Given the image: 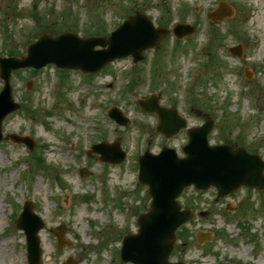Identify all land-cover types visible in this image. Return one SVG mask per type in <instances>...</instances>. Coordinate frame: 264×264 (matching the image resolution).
<instances>
[{
	"label": "rangeland",
	"instance_id": "374dc122",
	"mask_svg": "<svg viewBox=\"0 0 264 264\" xmlns=\"http://www.w3.org/2000/svg\"><path fill=\"white\" fill-rule=\"evenodd\" d=\"M221 1L234 8V15L211 29L206 13ZM137 11L156 26L171 30L175 23H188L195 33L182 40L170 33L140 63L116 61L85 86L76 72L63 77L50 65L36 73L13 72L12 97L20 108L1 125L0 264H27L24 235L13 225L25 200L44 222L40 264L68 258L76 264H125L119 260L120 237L136 232V216L150 201L147 188L137 182L135 159L141 150L154 152L162 144L155 121L139 112L137 100L159 90L165 91L164 103L175 102L188 127L201 123L192 108L214 117L210 144L237 142L264 160V0H0V56H24L43 32L108 33ZM235 45L242 46L240 59L227 53ZM113 106L134 125L123 128L110 121L103 112ZM9 134L32 138L33 149L6 139ZM185 140L181 134L168 146L179 152ZM103 141H119L127 155L122 164L107 166L97 162L98 155H86L91 144ZM80 168L89 175L80 178ZM258 193L240 189L215 201L213 188L185 189L179 202L195 208L196 217L185 226L184 251L170 260L264 264V196ZM235 205L246 214H232ZM60 226L68 245L58 250L53 231ZM198 231L213 236L199 245Z\"/></svg>",
	"mask_w": 264,
	"mask_h": 264
},
{
	"label": "water",
	"instance_id": "95a60500",
	"mask_svg": "<svg viewBox=\"0 0 264 264\" xmlns=\"http://www.w3.org/2000/svg\"><path fill=\"white\" fill-rule=\"evenodd\" d=\"M232 8L222 3L218 9L209 15L213 22L232 15ZM166 29H156L152 21L143 13H137L127 18L108 37L79 38L76 34L63 33L56 37L41 34L37 41L26 48L23 58H1L0 77L4 86L0 91V140L1 123L10 113L19 108L11 96L10 76L18 69H40L47 64H54L60 69H75L86 74L97 73L107 64L129 55L135 62L143 59L147 49L158 48ZM173 33L181 38L193 33L188 25L177 24ZM96 47L101 49L96 50ZM240 55V48L230 50ZM30 88V83L27 84ZM141 111L158 113L159 126L157 132L170 137L185 127V122L174 112L159 108L156 99L150 97L139 102ZM194 115L201 117L205 123L188 131L189 141L182 148L184 158H178L172 149L163 148L158 155L145 153L139 158L140 184L148 187L151 197L149 210L137 217L138 231L123 237L120 257L123 262L132 264H183L169 263L168 258L176 241L175 232L193 216L191 209L181 210L177 198L182 191L190 186L196 190L205 191L214 187L217 199L226 196L238 187L264 190V163L259 157L248 155L241 147L235 150L227 145L209 146L207 136L213 128V118L199 110H193ZM109 116L119 124L125 125L123 116L118 110H110ZM18 143H24L32 148L29 138L9 136ZM92 150L101 155L100 160L110 163H120L124 154L113 145L101 143L92 146ZM15 227L23 231L26 240L28 264H39L41 257L39 231L43 222L33 213V204L27 201L22 213L15 221ZM59 228L56 234L58 248L62 246ZM64 264H74L68 260Z\"/></svg>",
	"mask_w": 264,
	"mask_h": 264
},
{
	"label": "flooded vegetation",
	"instance_id": "af4514ba",
	"mask_svg": "<svg viewBox=\"0 0 264 264\" xmlns=\"http://www.w3.org/2000/svg\"><path fill=\"white\" fill-rule=\"evenodd\" d=\"M164 93H165V91L162 92V91L159 90L158 94H156V98L158 100V105L159 106H162L164 108H167V109H170V108H173L174 109V108H176L177 106H176L175 102L169 100L168 102H165L164 103L162 101V97L164 96ZM142 115H147V114H142ZM148 115H150V117L153 118V120L155 121V126H157V124H158V117H157V115H155V114H148ZM132 125H134V123L132 121H130V126H132ZM155 126L153 124L154 131H155ZM148 127L150 129L151 125H148ZM141 130H145V129H141ZM155 133H156V140L158 142L159 141H162L161 146H156V151L153 152V153H158L162 149L163 146H165V145L168 146L169 142H172L174 138L168 139V138H166L162 134H159L157 132H155ZM148 139H150V138H148ZM232 211H233L232 213L234 215L235 214H238L240 216H244L246 214V213L242 212V207L240 205H235Z\"/></svg>",
	"mask_w": 264,
	"mask_h": 264
},
{
	"label": "trees",
	"instance_id": "16d2710c",
	"mask_svg": "<svg viewBox=\"0 0 264 264\" xmlns=\"http://www.w3.org/2000/svg\"><path fill=\"white\" fill-rule=\"evenodd\" d=\"M96 35L102 34L101 32H95Z\"/></svg>",
	"mask_w": 264,
	"mask_h": 264
}]
</instances>
